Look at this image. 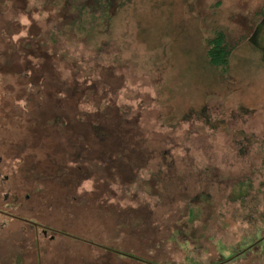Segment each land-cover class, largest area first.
<instances>
[{"label": "water", "instance_id": "1", "mask_svg": "<svg viewBox=\"0 0 264 264\" xmlns=\"http://www.w3.org/2000/svg\"><path fill=\"white\" fill-rule=\"evenodd\" d=\"M0 1V88L15 114L5 133L19 144L26 194L0 208L166 264L218 261L264 228V124H245L248 108L215 102L163 123L162 85L100 21L107 1L74 21L55 0ZM204 197L210 225L182 239L176 218ZM32 228L0 214V264H34Z\"/></svg>", "mask_w": 264, "mask_h": 264}, {"label": "rangeland", "instance_id": "2", "mask_svg": "<svg viewBox=\"0 0 264 264\" xmlns=\"http://www.w3.org/2000/svg\"><path fill=\"white\" fill-rule=\"evenodd\" d=\"M55 1L59 15L74 21L84 5L97 0ZM106 1L100 21L114 26L118 42L142 56L141 64L153 75L150 83L162 85L165 99L158 113L163 123L175 124L190 108L200 112L216 102L220 112L244 106L252 112L244 114L245 124H264V0ZM219 31L233 49L226 69L208 56V38ZM185 207L175 222L184 231L182 239L199 241L210 225V201L194 198ZM19 215L16 219L33 227L28 254L34 264H166ZM41 225L50 227L48 235ZM242 238L236 247L220 248L222 257L207 264H264V228Z\"/></svg>", "mask_w": 264, "mask_h": 264}, {"label": "flooded vegetation", "instance_id": "3", "mask_svg": "<svg viewBox=\"0 0 264 264\" xmlns=\"http://www.w3.org/2000/svg\"><path fill=\"white\" fill-rule=\"evenodd\" d=\"M1 7L2 5L0 3V8ZM2 63L3 62H0V65ZM11 66H9L8 69L13 68L15 71H18L16 65ZM22 70L23 68L20 70V72L18 71V73L22 74ZM5 89L7 88H0V205L14 206L24 204L26 194L24 195L23 192L24 181L22 179V164L21 160L19 159L21 156V151L19 149L20 147H18L19 144L14 138L7 137L6 134L8 133H5L9 131L11 132L14 128L12 123H9L6 118H15V114L13 112L14 108H11L12 104H9L4 100L7 98L6 93H8L4 91ZM29 195L30 194H27V197H29ZM0 212L3 215L11 217L12 219H21L19 214H13L4 208L0 209ZM39 227H42V233H47L48 235L50 227L48 228L45 225L38 226V228ZM55 231L58 232V230L54 229V232ZM56 236V234H51L52 238Z\"/></svg>", "mask_w": 264, "mask_h": 264}, {"label": "trees", "instance_id": "4", "mask_svg": "<svg viewBox=\"0 0 264 264\" xmlns=\"http://www.w3.org/2000/svg\"><path fill=\"white\" fill-rule=\"evenodd\" d=\"M90 6V5H89ZM98 8V7H97ZM95 21H93L92 23H94ZM81 26L82 25H84L83 23H79ZM94 25H92V27H91V29L89 28L88 29V33H92L93 32V30H94ZM91 30H92V32H91ZM209 39V41H208V45H209V48H208V56H209V59H210V61L216 66V67H219V68H223V69H226L228 66H229V64H230V57H231V55H232V52H233V49H232V47H230V45H229V41H228V38H226V35H225V33L223 32V31H219V32H217L214 36H212V37H210V38H208ZM44 76V75H43ZM77 79V78H76ZM66 80V79H65ZM78 80V79H77ZM77 80H76V83H74L73 81H72V92H73V87H76V85H78V83H77ZM66 82V81H65ZM67 83H68V81H67ZM91 85V84H90ZM89 85V87H91ZM81 86H84V91H86V89L88 88V87H86L85 85H84V82L82 83V85ZM67 88H69L68 86L66 87V85H64V89H63V87H61V89H63L64 91H66L68 94H70L69 93V90L67 89ZM70 89V88H69ZM117 120H118V123H116V125H118V126H122L123 125V123H130V124H133L134 122H127V120H124V119H120V118H117ZM134 125V124H133ZM96 126H99V125H96ZM104 131V130H103ZM102 131V132H103ZM124 131V130H123ZM106 132V131H105ZM260 239V238H259ZM264 239H262V241H263ZM262 241H255V242H253V243H251V245L250 246H248V247H246V248H244V249H251V247L254 245H258V244H260Z\"/></svg>", "mask_w": 264, "mask_h": 264}]
</instances>
